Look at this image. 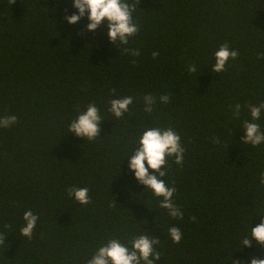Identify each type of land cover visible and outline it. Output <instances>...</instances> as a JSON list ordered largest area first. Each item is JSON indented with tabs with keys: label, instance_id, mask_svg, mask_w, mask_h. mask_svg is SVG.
<instances>
[{
	"label": "trees",
	"instance_id": "1",
	"mask_svg": "<svg viewBox=\"0 0 264 264\" xmlns=\"http://www.w3.org/2000/svg\"><path fill=\"white\" fill-rule=\"evenodd\" d=\"M73 3L0 0V118L17 117L0 127V264H87L108 240L131 247L142 234L160 240L156 264L264 259L255 239L242 245L264 220V143L242 141L249 105L264 103V0H139V31L127 45L113 44L106 25L87 30V15L69 23ZM224 43L239 56L214 73ZM147 94L156 98L151 113ZM126 96L133 103L117 119L109 102ZM89 104L103 118L91 141L68 131ZM254 122L264 131V109ZM149 127L181 136L184 161L168 157L161 179L177 189L182 219L129 168ZM69 187L88 188L91 202ZM29 209L39 217L31 239L21 235ZM172 226L183 234L178 244Z\"/></svg>",
	"mask_w": 264,
	"mask_h": 264
},
{
	"label": "clouds",
	"instance_id": "2",
	"mask_svg": "<svg viewBox=\"0 0 264 264\" xmlns=\"http://www.w3.org/2000/svg\"><path fill=\"white\" fill-rule=\"evenodd\" d=\"M12 4L16 0H11ZM139 0H74L73 6L78 9V13L67 16L66 19L71 24H76L79 20L87 15L89 23L87 30L95 31L97 28L106 25L108 28V36L113 44L119 41L122 45L129 43V38L134 37L139 27L133 20ZM125 53L132 56H139V49L125 48ZM158 52H153V57L158 56ZM239 56L238 50H233L227 43H224L215 52V63L212 65L214 73H222L227 70L229 60H236ZM135 62V61H133ZM189 73H196L195 64H189ZM113 91H115L113 89ZM170 97L168 95L160 96L162 103H168ZM109 111L117 119L122 118L125 113L129 112V106L133 103L132 96L123 98H114L110 100ZM144 111L151 113L156 98L147 94L144 96ZM241 109L240 104H236L234 115L239 116ZM264 109V103L257 105H249L252 121L245 120L243 128L245 134L242 141L259 146L264 143V131L257 121L261 117V111ZM100 109L95 104H89L87 109L81 112L78 117L69 124V133H75L77 136L87 138V140H95L101 132ZM17 122L15 115L0 118V127H9ZM139 146L134 150L129 162V168L134 171L136 179L147 189H151L156 197H162L159 207L168 210V215L173 218H183V212L173 202L174 193L177 189L167 186L162 177L166 176L167 158L175 156V162L181 164L184 161L185 148L181 143V136L173 128L166 129L160 127H149L143 131L139 138ZM159 173V175L150 172ZM260 182L264 184V173L261 174ZM68 195L74 197L81 204H89V189L86 187L76 188L69 187ZM23 219L24 226L21 228V235L29 239L32 238L34 229L39 219L30 209L25 211ZM5 227H8L7 225ZM169 234L174 243H180L182 232L180 228L172 226L169 228ZM255 239L261 245H264V220L255 227L251 226L250 235L242 240L243 247H251L252 240ZM6 237L0 233V245L4 244ZM131 247L122 243L117 238H112L106 243L98 247L92 258L87 264H156L159 260V253L156 251V245L160 243L159 238H150L146 234L134 237L131 241ZM242 247V248H243ZM240 264L239 261H234ZM251 264H264V259L253 258Z\"/></svg>",
	"mask_w": 264,
	"mask_h": 264
}]
</instances>
